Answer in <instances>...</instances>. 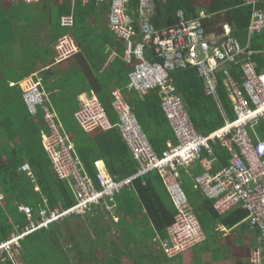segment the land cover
I'll list each match as a JSON object with an SVG mask.
<instances>
[{"label":"built area","instance_id":"2783aa9c","mask_svg":"<svg viewBox=\"0 0 264 264\" xmlns=\"http://www.w3.org/2000/svg\"><path fill=\"white\" fill-rule=\"evenodd\" d=\"M99 1L109 2L110 30L124 43L122 59L131 68L127 89L141 99L152 91L158 92L162 111L173 129L177 144L169 143L168 149L159 155L122 90H114L111 95L112 108L118 118L116 123L111 121L95 95H86L74 114L79 127L86 133L118 129L138 164V170L123 181L104 169L93 178L77 155L63 121L47 100L42 80L34 75L22 81L19 86L26 108L34 118L41 115L45 126L43 147L60 181L69 183L75 204L65 210L50 209L45 205L37 219L31 207L19 205L27 225L17 228L8 240L0 243L2 262L24 264L20 257L22 240L69 218L83 219L102 211L105 220L119 222L117 195L152 172L159 174L177 210L175 222L167 229V238L157 236L153 245L168 258L191 252L206 241V234L186 191L183 171L189 172L199 164L203 172L194 179L195 189L210 200L220 214L237 208L249 213L251 228L259 232V246L253 250L250 263L264 264V139L258 135L259 127L264 124V69H260L252 59L256 54L252 49L254 37L264 33V0H246L254 7L246 46L233 36L229 25H226L224 33L210 37L200 19H189L183 11L178 12L177 25L157 27L153 22L155 0H138L137 11L131 7V0ZM61 25L64 29H73L74 14L64 16ZM77 54L78 47L70 35L58 40L57 63ZM230 65L241 66L243 82L233 75ZM189 67L197 69L204 82L205 94L216 101L218 74L225 73L224 81L236 119L227 118L224 127L210 134H201L197 130L171 76L174 71ZM215 144L230 152L228 166L215 168ZM21 169L31 172L29 164H24ZM5 198L0 193V202Z\"/></svg>","mask_w":264,"mask_h":264},{"label":"crops","instance_id":"0c3cea01","mask_svg":"<svg viewBox=\"0 0 264 264\" xmlns=\"http://www.w3.org/2000/svg\"><path fill=\"white\" fill-rule=\"evenodd\" d=\"M22 1L0 0V154L3 155L0 163L9 164L15 158L16 152L20 153L23 148L26 153L32 152L34 148L42 152L41 141L45 126L41 115L32 117L19 91L9 88L36 75L42 80L47 100L63 121L65 131L71 136L76 153L84 162L83 165L86 161L89 168L94 166L95 174L104 169L113 177L123 181L131 175L123 172L122 177H119L113 169L128 170L131 166V153L118 129L86 133L75 121L74 114L86 95H95L100 102H106L112 107V92L119 89L132 106L133 113L136 111L134 114L138 117L141 126L145 124L150 131L157 132L160 127L156 123L154 112L158 110L156 106L161 100L159 101L160 97L156 91L141 99L127 89L131 69L122 59L124 43L109 27V2L39 0L31 3L24 1L26 3L24 4ZM13 3H18V8L23 12L1 13L2 9H9ZM72 14H74L75 26L73 29H63L59 25L60 21L64 16ZM64 35L72 37L78 47V54L67 61L57 63L56 45ZM14 91H17L18 95ZM138 112L144 123H141ZM111 115V121L116 123L118 118L114 110ZM225 117L227 119V115ZM167 123L169 127L164 128L166 130L170 128L173 132L168 120ZM263 130L264 128H261L258 131L261 139H264L261 135ZM169 143L173 142L169 140L167 146ZM213 150L216 158L213 162L215 168L228 166L230 154L226 155L225 151H219L221 155H217L215 148ZM20 157H23L22 154ZM205 157H208V154H205ZM24 158L25 164L30 165L27 156ZM47 164H50V161H47ZM202 172L199 164H195L189 172L183 171L186 191L196 204L203 205L208 201L213 207L212 202L195 189L194 179ZM153 173L158 174L157 172L150 174ZM132 185L127 191L129 200H125L123 196L120 204L122 208L130 209L131 213L137 212L136 215L129 218L124 213H120L117 200L116 213L119 222L125 219V230L134 233V239L128 255L124 256L123 264H251L253 250L259 246V232L251 228L248 218L235 226H229L227 222L232 219L235 211L242 208L220 214L213 207L218 214L213 227L214 237L191 252L176 258H168L153 245L156 229L146 209L140 211V200ZM154 189L165 195L166 188L164 189L160 183L154 185ZM33 192L36 197L41 194L37 184ZM1 194L6 197V194ZM42 198L45 200L43 195ZM5 200L0 202V208L7 211ZM39 204L41 205L42 201ZM73 219H77L78 222L82 220V218H69V223ZM119 222L112 223L113 233L124 236L125 233H122L116 225ZM126 242L127 240L124 243ZM108 252V255L114 256L111 250ZM99 254L104 257L101 250Z\"/></svg>","mask_w":264,"mask_h":264},{"label":"trees","instance_id":"16d2710c","mask_svg":"<svg viewBox=\"0 0 264 264\" xmlns=\"http://www.w3.org/2000/svg\"><path fill=\"white\" fill-rule=\"evenodd\" d=\"M22 2L26 4L24 1ZM131 7L134 11H137L138 0H131ZM155 7L153 22L159 28L177 25L179 23L178 12L183 11L189 19H200L210 37L224 33L226 25H229L232 28L233 36L244 46L248 44V28L252 20L254 7L252 4H248L246 0H210L207 6H201L198 0H155ZM16 12H23L18 8V3H13L9 9H2L1 11V13L8 14ZM202 13H204V16L201 15ZM76 16L79 23L78 14ZM59 25L62 27L61 21ZM252 49L256 51V54L252 57L253 61L258 64L260 69H264V33L254 37ZM229 68L238 81L243 82L241 66L230 65ZM171 76L179 96L185 101L195 127L201 134H210L224 127L226 125V115L230 120L236 119V113L225 85L224 72L218 74L217 96L219 102L205 94L204 82L195 67L178 69ZM9 88L18 90L20 97L22 96L19 83H15ZM14 92L18 95L17 91ZM103 103L111 118L112 107L106 102ZM156 109L158 110H155L154 117L158 127H160L159 130L157 132L150 131L145 124L142 128L150 138L155 151L162 155L168 149L167 142L171 140L174 144H177V140L170 128L167 130L164 128L169 126L162 111L161 103L158 102ZM138 115L141 123H144L139 112ZM261 128H264V124L259 127V131ZM261 135L264 136V130ZM41 145L42 152L34 148L32 152L27 151L26 153L23 148L20 153L16 152L15 158L9 164L0 163V193L6 194L5 201L7 202V211L0 208V242L8 240L11 233L15 232L17 228L21 229L27 225L25 214L18 210L19 205L31 207L33 216L37 219L40 209L45 205L50 209L61 208L65 210L75 204V196L69 183L60 181L55 174L42 141ZM213 148H215L217 155H221L219 151H225L226 155L230 154L220 144ZM21 154L23 157H20ZM25 156H27L31 165L32 172L30 173L21 171L22 166L26 163ZM0 159H3L1 154ZM230 159L231 154L229 155V162ZM47 161H50V164H47ZM84 165L89 174L95 177L96 169L94 166L89 168L86 161ZM113 170L119 177H122L123 172L132 175L138 170V164L131 156V166L128 170ZM159 183L165 189L159 175L153 173L138 179L132 186L140 200V211L146 209L156 229L154 230V238L159 236L165 239L168 236V227L175 222L177 210L166 189L165 195H161L154 189V185ZM35 184L41 189V194L45 200H43L41 194L38 197L34 195ZM128 189L122 190L117 195L116 201L118 200L120 205L119 212L130 218L132 215H136L137 212L131 213L130 209L122 208L120 204L123 196H125V200H129ZM189 197L202 228L206 232V241H209L212 236L214 237L213 227L218 214L208 201H205L203 205H198L192 200L190 194ZM40 201H42L41 205L39 204ZM248 216L249 213L246 210L239 209L234 212L232 219L227 220V222L229 226H235L245 221ZM81 221H84V223ZM114 222L113 219L105 220L103 212L98 211L95 215H88L77 222L76 231L68 219L62 223H55L49 229L43 228L25 237L21 242L20 257L24 264H123L124 256L128 255L130 245L134 239V233L125 230V219H123L116 225L125 235L117 236L113 233L112 223ZM118 239L119 242H117ZM123 240H127V242L124 243ZM100 250L104 255L103 258L99 254ZM109 250L112 251L113 257L108 255ZM0 264H4L1 258Z\"/></svg>","mask_w":264,"mask_h":264},{"label":"rangeland","instance_id":"374dc122","mask_svg":"<svg viewBox=\"0 0 264 264\" xmlns=\"http://www.w3.org/2000/svg\"><path fill=\"white\" fill-rule=\"evenodd\" d=\"M198 1L201 4V6H207V4L210 2V0H198ZM77 222H78L77 219H73L72 221H70V224L73 226L75 231H76V225L78 224ZM81 222L84 223V221H81Z\"/></svg>","mask_w":264,"mask_h":264}]
</instances>
